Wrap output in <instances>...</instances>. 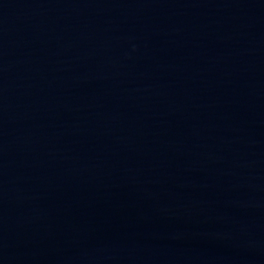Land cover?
<instances>
[{"label":"water","instance_id":"1","mask_svg":"<svg viewBox=\"0 0 264 264\" xmlns=\"http://www.w3.org/2000/svg\"><path fill=\"white\" fill-rule=\"evenodd\" d=\"M0 264H264V0H0Z\"/></svg>","mask_w":264,"mask_h":264}]
</instances>
